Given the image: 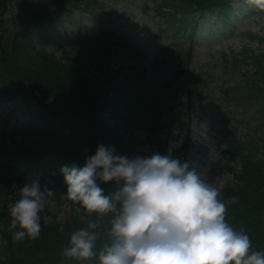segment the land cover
<instances>
[{
	"label": "clouds",
	"instance_id": "9594fccd",
	"mask_svg": "<svg viewBox=\"0 0 264 264\" xmlns=\"http://www.w3.org/2000/svg\"><path fill=\"white\" fill-rule=\"evenodd\" d=\"M60 171L70 200L89 212L112 213L101 247L100 221L88 219L71 232L65 257L95 258L97 264H264V250H254L250 235L226 218L220 189L187 159L160 152L130 158L100 144L83 166L63 165ZM98 181H115L116 189L106 192ZM19 192L9 230L14 240L35 239L54 190L35 179Z\"/></svg>",
	"mask_w": 264,
	"mask_h": 264
},
{
	"label": "trees",
	"instance_id": "16d2710c",
	"mask_svg": "<svg viewBox=\"0 0 264 264\" xmlns=\"http://www.w3.org/2000/svg\"><path fill=\"white\" fill-rule=\"evenodd\" d=\"M59 2L60 0H39V5L44 7L45 11L40 10V14L35 19L39 20L45 15H52L55 4L59 5ZM15 23L20 25L22 30L9 35L6 40L2 41L0 69L2 65L6 67L8 76L5 78L0 74V104L17 95L25 96L35 89L40 91L42 98H52L50 105H43L29 95L27 96L30 108H41L39 117L44 119L42 116H45L49 120L48 122L40 120L46 125V130L50 127L51 122L53 125L52 128L50 127V134L42 133L43 140L36 141L29 148L51 149L54 153L57 152L58 156H63L62 161L48 165L49 169L58 172L63 165H67L68 162L72 163L76 158H79L82 149L86 148L83 146L84 142L90 140L87 142V146L93 145L92 129L99 122L98 115L109 105L111 108L113 107L109 98L102 100L100 96L96 98L89 96V84L82 77V67L90 60L99 61L102 57V50L106 49L108 51L106 55H108L115 48L111 45L106 48L107 43H101L97 38L88 39L87 48L79 52L78 58L67 59L64 62L57 59L48 61L44 56L35 54V50L31 46V44L34 45L35 37L27 35L24 23L17 21ZM82 47L80 46L78 50ZM67 120L69 123L64 126L63 124ZM127 121L131 122L130 119ZM142 122L152 125L151 131L155 134L153 142L159 143L156 132L160 128V123H165V119H159L156 122L143 119ZM65 127H73L89 133L81 136L78 132H65ZM0 149L6 150L2 155L3 159H0V163L3 165L0 168V182L3 183L8 179L2 173V169H5L6 172L12 169L6 154L18 158L21 152L26 153L29 150L17 145L16 149L11 151L5 138L0 139ZM175 155L183 158L185 146L176 149ZM251 167L252 164L248 163L246 171H250ZM245 174L243 188L235 191V195L239 196L241 201L230 208L227 219L238 230H247L254 250H264V191L259 192L260 188H264V177H261L255 169H251L250 173ZM249 177L252 178L251 182H248ZM100 185L105 188L106 192L116 189L115 181L101 182ZM56 192L60 197L62 196L63 192L60 190ZM74 204L81 206L76 201ZM81 207L82 211L76 212L68 220L44 223L40 235L35 239L26 237L19 241L13 239L12 231L9 230L12 218L5 210H0V240L7 241V243H0V248H15L13 256L8 260L5 261L0 257V264H22L23 262L24 264H97L95 258L80 260L62 255V250L68 244L71 232L85 227L88 219L100 221L101 235L97 242L98 248L106 242L107 232L102 220L99 219L97 213L89 212L83 206ZM62 225L63 231H61ZM18 255L21 257L17 258Z\"/></svg>",
	"mask_w": 264,
	"mask_h": 264
},
{
	"label": "rangeland",
	"instance_id": "374dc122",
	"mask_svg": "<svg viewBox=\"0 0 264 264\" xmlns=\"http://www.w3.org/2000/svg\"><path fill=\"white\" fill-rule=\"evenodd\" d=\"M141 0H120L118 11L126 14L135 24V35L144 37L148 40L146 49L149 55L156 56L161 46H166L170 42L166 34L161 38L156 30L151 27L150 22L143 16L141 10ZM214 26L203 25L195 43V53L197 58L194 61V70L199 66H204L208 61H211L212 53L217 50L215 43H211L208 39H215L212 35L215 30ZM241 32L251 31L264 34L262 22L256 21V18H248L242 27H239ZM138 33V34H137ZM207 38V39H204ZM228 43L229 46L238 51L243 46L241 40H223V44ZM219 47V48H220ZM195 56V57H196ZM194 57V58H195ZM219 70V68H214ZM188 88L192 87L190 80L186 81ZM194 110H200V103L194 102ZM220 109V108H219ZM220 117L212 115L205 116L206 121L196 127L195 144L191 153L192 167H196L201 171V175L206 180L210 181L214 186L221 189L227 185L234 184V179L231 174L226 171L227 159L220 152L228 146V142L232 135H242L246 131L255 128V122L244 120L249 117V107L243 104H228L220 109ZM255 137L264 138V129L260 133H255ZM239 167V163L233 164ZM236 199H231L228 203L235 202Z\"/></svg>",
	"mask_w": 264,
	"mask_h": 264
}]
</instances>
